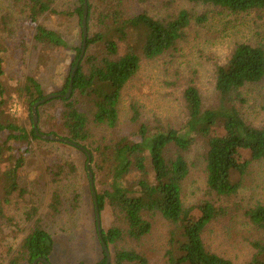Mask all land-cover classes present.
Here are the masks:
<instances>
[{"label": "trees", "instance_id": "1", "mask_svg": "<svg viewBox=\"0 0 264 264\" xmlns=\"http://www.w3.org/2000/svg\"><path fill=\"white\" fill-rule=\"evenodd\" d=\"M27 1L35 41L50 48H69L61 33L40 22L43 15L53 10L54 0ZM79 1L80 6L73 14H78L83 21L85 0ZM87 1L88 54L79 63L70 98L60 96L39 105L38 128L42 133H54L70 139L91 152L94 176L97 180L99 177L106 186L97 193L100 212L110 205L117 217L115 225L103 231L109 250L110 245L115 246L111 264L146 262L127 242L141 241L148 236L153 227L152 219L158 214L170 224V248L166 252V264H235L210 251L203 235L207 227L223 214L224 210L217 201L236 195L250 161L264 158V126L257 127L250 123L238 107L239 103L245 101L242 90L264 80V46L237 43L228 61L217 66L219 103L215 107L205 108L199 89L193 83L189 84L184 91L188 120L181 128L157 126L152 130L144 123L138 131L117 142L98 141L94 139L96 128L117 127L122 91L139 71L142 57L154 59L175 48L186 37L192 18L186 9L166 18H156L148 12L130 16L123 10L124 0H99L94 5L96 8L91 0ZM136 1L146 3L159 0ZM186 1L211 4L233 12L264 9V0ZM206 19L205 15H201L196 21L203 24ZM82 37L84 40V30ZM119 42L127 45L124 54H120ZM1 45L0 38V75L4 64ZM77 51L63 89L54 93H67L82 47ZM15 94L29 108L33 127L28 131L23 124L5 118L4 107L11 96L5 93L0 82V132L7 133L0 150H7L11 161L3 176L6 196L19 189V178L32 152L30 146L34 142H57L41 138L34 127L33 105L47 96L41 83L29 75ZM82 101H87L92 110L84 111L79 105ZM59 104L63 106L57 119L59 126L52 125L49 131H44L45 108ZM132 109V119L138 121L139 110L135 105ZM198 136L205 138L208 145L205 169L206 190L210 198L185 207L183 184L190 173L186 154ZM245 150L251 160L242 157ZM81 152L88 160L87 153ZM51 159L43 177H49L59 184L67 169L74 170V165L63 156H53ZM134 172L138 174L136 180L131 178ZM62 208V195L58 189L54 191L45 214L40 215L39 208L35 206L32 208L28 213L32 226L22 243L9 252L7 264H33L39 257L50 260L54 238L45 222L60 216ZM245 213L262 233L261 238L254 242V262L264 264V203L248 208ZM106 261L104 250V258L98 264H106Z\"/></svg>", "mask_w": 264, "mask_h": 264}, {"label": "rangeland", "instance_id": "2", "mask_svg": "<svg viewBox=\"0 0 264 264\" xmlns=\"http://www.w3.org/2000/svg\"><path fill=\"white\" fill-rule=\"evenodd\" d=\"M93 6L99 0H91ZM27 0H0V38L3 73L0 82L5 93L10 95L4 107V116L21 123L30 131L33 127L30 110L15 92L29 75L42 85L45 94H52L64 87L72 62L83 46L82 19L73 11L80 6L79 0H54L53 10L43 15L40 22L49 29L61 33L69 48H50L38 44L35 29L28 14ZM94 8H96L94 6ZM186 9L192 24L186 37L162 56L154 59L142 57L140 69L122 91L119 105L120 119L116 128H96L95 140L111 143L138 131L141 124L152 130L157 126L181 128L188 120L184 91L193 83L199 89L205 108L219 103L216 88V69L230 58L237 43L262 44L264 46V9L248 12H233L211 4L192 3L186 0H159L139 3L124 0L123 10L134 16L148 12L156 18L176 15ZM89 14V7H88ZM207 17L203 24L196 19ZM88 17V16H87ZM88 27V26H87ZM120 43V54L127 45ZM87 46L83 58L88 54ZM93 50V48H92ZM82 58V59H83ZM245 101L238 104L247 120L257 127L264 126V80L244 88ZM87 101L79 105L84 111L92 110ZM139 110L138 121L132 119L133 109ZM42 129L59 126L62 105L45 108ZM61 133L57 128H54ZM0 132V148L6 138ZM66 142L49 144L34 142L27 165L19 178V189L6 196L3 186L4 171L10 165L9 152L0 150V264H7L11 249L17 248L29 232L32 222L28 217L35 206L39 214L47 211L53 193L61 192L63 211L56 218L46 220L45 226L54 238L52 264H98L104 258V250L98 235L96 209L87 170V157L81 150ZM208 149L205 138L197 137L186 154L190 173L183 184V202L191 207L209 199L206 187L205 156ZM53 156H63L73 163L74 170L55 184L43 177ZM242 157L251 160L245 150ZM92 170V163H91ZM93 172V170H92ZM131 178L138 179L137 172ZM241 178V177H240ZM96 192L106 186L93 173ZM242 186L236 195L217 201L222 206L219 215L205 230L203 238L207 248L235 264H258L254 262V242L262 233L249 221L246 210L264 203V158L251 160L247 173L242 177ZM117 217L110 205L101 212L102 231L115 225ZM151 233L141 241L127 242L137 250L146 262L139 264H166V252L170 248V224L160 214L153 219ZM112 261L115 246L110 245Z\"/></svg>", "mask_w": 264, "mask_h": 264}, {"label": "water", "instance_id": "3", "mask_svg": "<svg viewBox=\"0 0 264 264\" xmlns=\"http://www.w3.org/2000/svg\"><path fill=\"white\" fill-rule=\"evenodd\" d=\"M87 16H88V1L85 0V11H84V16H83V21H82L83 30H84L83 46H82V51H81L80 57L78 59V62L73 68L72 77H71V81H70V86H69V89H68L67 93L65 95H61L59 93L48 94L47 96H45L44 98H42L41 100H39L38 102H36L33 105L32 111H33L34 127H35V130H36L38 136H40L41 138L46 139V140L66 142L68 144H71L73 146H76V147L80 148L81 150H83V151H85L87 153V155H88L87 169H88V172H89V175H90L91 186H92V191H93V196H94L98 235H99L101 243H102V245L104 247V250L106 252V256H107L106 264H111V262H112L111 252H110V250H109V248H108V246H107V244H106V242H105V240L103 238V231H102V225H101V212H100L99 205H98V197H97V192L95 190L93 172L91 170V162H92V154H91V152L87 148H85L84 146L79 145V144L71 141L70 139L61 137V136L56 135L54 133H51V134L42 133V132L39 131V128H38V121H39L38 107H39V105L44 104V103L48 102L49 100L57 98V97H60V96H65L66 98H70V96L72 95V92H73V80H74L75 74H76V72L78 70L79 63L81 62V60H82V58L84 56L85 49H86V46H87V35H88ZM41 262L45 263V264H52L49 259L44 258V257L37 258L33 262V264H39Z\"/></svg>", "mask_w": 264, "mask_h": 264}]
</instances>
